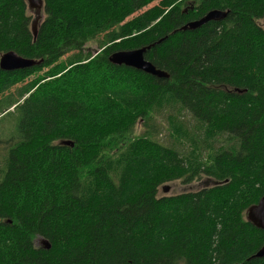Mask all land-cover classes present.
I'll return each mask as SVG.
<instances>
[{
  "label": "trees",
  "instance_id": "1",
  "mask_svg": "<svg viewBox=\"0 0 264 264\" xmlns=\"http://www.w3.org/2000/svg\"><path fill=\"white\" fill-rule=\"evenodd\" d=\"M43 2L34 38L27 1L0 0V57L43 59L0 68L16 124L0 141V264H264L247 220L264 195V0ZM213 9L228 14L182 29ZM147 46L168 77L109 60Z\"/></svg>",
  "mask_w": 264,
  "mask_h": 264
},
{
  "label": "water",
  "instance_id": "2",
  "mask_svg": "<svg viewBox=\"0 0 264 264\" xmlns=\"http://www.w3.org/2000/svg\"><path fill=\"white\" fill-rule=\"evenodd\" d=\"M28 6L31 9L35 10L36 18L32 22V32L34 38L37 37L38 33V22L40 20L42 9L44 2L43 0H27ZM228 14V10L222 11L218 9H213L208 11L202 18L197 21L190 22L182 27L183 30H194L202 25L206 24L212 20H222L226 18ZM149 48V47H147ZM147 48H138V49H131V50H120L114 52L109 60L110 62L118 65H127L134 67L139 70H143L145 72L151 73L156 76H168L166 72H163L157 69L150 61L146 59L145 52ZM41 60L29 59L24 58L18 55L14 51H9L0 57V67L4 69H21L30 67L42 62ZM66 143H71V141H66ZM168 187H164V190H168ZM247 220L252 222L256 227L264 230V195L263 198L260 199L258 204L252 205L247 210ZM43 243L47 245V248H50V243L44 239ZM256 257H263L264 256V246L255 254Z\"/></svg>",
  "mask_w": 264,
  "mask_h": 264
},
{
  "label": "rangeland",
  "instance_id": "3",
  "mask_svg": "<svg viewBox=\"0 0 264 264\" xmlns=\"http://www.w3.org/2000/svg\"><path fill=\"white\" fill-rule=\"evenodd\" d=\"M156 3L157 2H154L153 4H156ZM34 13H35L34 9L28 8V14L31 16L32 22L36 18V15ZM135 15L137 14L131 15L130 18H132ZM87 48L90 50V52H95L96 50L99 49V43L97 41H93L87 44ZM68 57H69V54H66L63 56L61 60L66 62ZM16 88L17 86L11 88L10 91L13 93H16ZM167 120H168L167 115L164 114V115L158 116L155 119V124L161 130V133L159 134L160 141H162L166 145H172L173 138L171 137V131L169 130V124ZM181 120H182V123H184L185 121L186 124L189 126V128L195 132L196 137L199 135V131H200L199 127L197 130L198 123L191 116L189 112L187 111L182 112ZM14 129L16 130L15 118L9 114H6V115L3 114L2 119H0V141H2V139H7L8 135L12 134ZM144 129L145 127L143 123L140 121L135 128V134L136 135L141 134L144 131ZM198 144L201 147L206 146L204 142H200ZM184 145L187 146L188 143H184ZM207 152H209V149L207 150ZM3 160H4V155L2 153V163H3ZM212 183H213V180L208 179L206 177L198 179L190 184H184L179 180L168 182L164 185H167L169 189L167 191L163 190L164 185H162L159 189V195H176V194H180V193L187 192V191H198L201 188L213 185ZM42 241H43L42 239L37 238V240L35 241V245L38 247L43 246Z\"/></svg>",
  "mask_w": 264,
  "mask_h": 264
},
{
  "label": "bare ground",
  "instance_id": "4",
  "mask_svg": "<svg viewBox=\"0 0 264 264\" xmlns=\"http://www.w3.org/2000/svg\"><path fill=\"white\" fill-rule=\"evenodd\" d=\"M199 20V19H198ZM195 21H197V20H195ZM191 22H193V21H191ZM188 23H190V22H188ZM188 23H186V24H188ZM185 24V25H186ZM147 47H149V48H147ZM147 47H145V48H147L146 49V52H147V50H149L150 49V46H147ZM142 48H144V47H142ZM146 52H145V54H146ZM97 54V53H96ZM30 59V58H29ZM147 59V58H146ZM148 60V59H147ZM148 61H150V60H148ZM151 62V61H150ZM152 63V62H151ZM153 64V63H152ZM154 65V64H153ZM155 66V65H154ZM156 67V66H155ZM1 68V67H0ZM157 68V67H156ZM1 69H3V70H15V69H17V68H15V69H4V68H1ZM158 69V68H157ZM160 70V69H159ZM143 71V70H142ZM161 71H163V70H161ZM145 72V71H144ZM163 72H165V71H163ZM146 73H148V72H146ZM167 73V72H166ZM149 74H151V73H149ZM168 74V73H167ZM153 75V74H152ZM154 76H156V75H154ZM169 76V75H168ZM168 76H157V77H168ZM66 143V142H65ZM66 144H68V145H73L72 143H66ZM262 198H263V196H262ZM261 198V199H262ZM260 201V200H259ZM258 204V203H257ZM249 209V208H248Z\"/></svg>",
  "mask_w": 264,
  "mask_h": 264
},
{
  "label": "flooded vegetation",
  "instance_id": "5",
  "mask_svg": "<svg viewBox=\"0 0 264 264\" xmlns=\"http://www.w3.org/2000/svg\"><path fill=\"white\" fill-rule=\"evenodd\" d=\"M36 240H37V239H36ZM36 240H35V241H36Z\"/></svg>",
  "mask_w": 264,
  "mask_h": 264
}]
</instances>
